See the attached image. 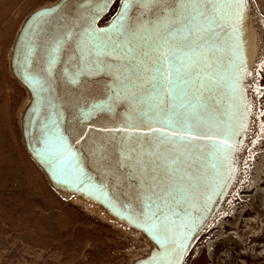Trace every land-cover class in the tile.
<instances>
[{"label": "water", "instance_id": "obj_1", "mask_svg": "<svg viewBox=\"0 0 264 264\" xmlns=\"http://www.w3.org/2000/svg\"><path fill=\"white\" fill-rule=\"evenodd\" d=\"M114 1L116 0H109L108 7L96 15L95 28L107 29L109 27L113 17L119 11L120 0H118L116 11L109 19L99 26L98 22L106 16ZM102 3L104 0H57L49 6L34 9L23 21L14 39L9 61L12 74L30 93V101L22 113L20 123L23 144L30 157L45 172L52 186L98 203L118 221L142 231L155 244L156 248L152 249L149 255L131 264H141V262L147 264L154 256L162 262L168 261L172 246H174L172 250L174 256L171 261H178V264H181L202 230L214 216L230 187L231 176L222 181V188L217 191L214 198L208 194L201 207H198L194 199V188L190 187L191 184L199 182L195 173L208 175L215 172L214 169L217 172V167H214L220 161L222 153L213 151L211 144L214 142L206 140L197 142L198 145L206 146L204 150L182 154L179 157L170 144L163 145L159 149L151 145L149 143L151 133L144 127L149 121L140 118V111L145 105L141 103L133 105V108L130 107L128 94L135 89L126 91L124 84L128 81L123 76L121 80L116 79L118 74L123 73L121 65L126 64L127 61L116 62L117 59L113 57H102L103 62L110 64L108 67L105 65L100 68L94 67L91 71L85 69L76 75L81 62L76 38H73L63 45L51 74L43 71L47 68L45 59L53 37L66 34L68 30L75 33L82 32L88 26L92 13ZM245 3L248 5L246 0ZM45 9H56V11L47 17L35 16L37 12ZM140 11L138 7L133 6L129 14L136 17L140 15ZM248 11V6H246L243 32L251 37V45L246 57L247 61L243 65L244 69L242 68L245 72L241 73L237 80L238 88L245 100L247 97L244 77L250 68L256 41L254 32L250 29ZM145 18L148 17L145 16ZM225 30L227 31V26ZM29 47L32 52L26 58ZM216 51L226 52L222 49ZM215 67L214 64V81L206 80L208 87L202 92L208 106L210 101L215 103L216 100L213 91L217 78ZM28 75L40 80L35 93L33 86L26 79ZM196 81L195 83L200 84L199 79ZM163 102V108L166 109L170 101L164 98ZM245 102V107H247L243 110L245 123L242 122L244 129L249 121L248 101ZM126 108H132V111L130 109L127 112ZM206 115L216 119L215 113L208 111ZM225 116L223 113L222 120L217 122L220 123L218 124L220 136L217 140L223 138L229 131V128L227 131L220 128L221 124L223 126L226 123L223 121ZM52 121L56 122L55 127L64 136L68 150L74 154V158L64 153L49 157L48 152L51 145H45L42 129L46 125L51 127ZM129 123L140 127L136 131L124 132L123 129L127 128ZM242 128L239 131L242 132L240 143L243 136ZM145 136L148 139H145ZM156 153L167 154V159H158ZM124 157H130V159ZM232 158L233 154L229 152V163ZM140 159L147 164L149 170L156 164L162 165L169 160L178 159L179 161L173 165L176 171L171 175L173 195L167 197V206L161 204V211L157 213L161 220V227L156 234L147 230L144 216L147 203L145 196L149 194L147 187L151 182L149 181L150 173L144 175L140 169L133 167V163ZM189 168L190 175L187 177ZM161 169L162 166L158 171ZM160 179L165 185L168 184L167 178L162 173ZM185 180L189 184H185ZM195 208L198 211L194 213V218L191 214ZM165 216L168 217L166 221ZM189 217L196 220L197 226L190 236L185 237ZM174 235L179 236L174 237ZM157 236L166 241L165 246H161ZM169 243L172 244L170 247ZM178 245L183 247L182 253Z\"/></svg>", "mask_w": 264, "mask_h": 264}, {"label": "snow or ice", "instance_id": "obj_2", "mask_svg": "<svg viewBox=\"0 0 264 264\" xmlns=\"http://www.w3.org/2000/svg\"><path fill=\"white\" fill-rule=\"evenodd\" d=\"M108 2L109 0H104V3L97 6L88 26L82 32L68 30L66 34L53 37L45 59L47 68L43 71L51 74L63 45L73 38H76L82 65H78L76 75L85 69L91 71L94 67H102V57L127 61L121 65L123 73L118 74L116 79L121 80L123 76L128 81L124 84L126 91L135 89L128 94L130 102L145 105L140 111V118L149 121L144 127L151 133V145L159 149L170 144L179 157L204 150L206 146L198 145L197 141H213V151L223 153V158L228 159V149L235 148V144H230V134L217 140L220 136L219 125L207 118L209 107L202 92L208 87L205 81L213 82L215 79V61L211 55L214 51L226 50L230 52L233 64H243L241 37L247 6L245 0H120L119 11L109 27L97 29L94 27L95 17L108 7ZM133 6L141 10L140 15L130 16ZM55 11L56 9H45L35 16L47 17ZM31 52L29 47L26 58ZM205 69L208 71H204ZM201 72L203 76L200 75ZM194 77L200 80L199 87L195 86ZM26 79L35 93L40 80L31 75L26 76ZM238 87L236 81L233 88L235 90ZM193 88L195 92L192 91ZM164 98L170 101L166 109L160 107ZM55 123L52 121L51 127L46 125L42 129L45 145H51L49 157L64 153L74 158ZM139 127L129 123L123 131H136ZM144 138L148 139L147 136ZM156 155L158 159H167V154ZM178 162V159L169 160L164 165L167 171L162 175L167 178V185L160 179L158 169L161 165L156 164L149 170L142 159L133 163V167L140 169L144 175L150 173L151 183L147 187L149 194L145 196L147 203L144 216L147 230L153 234L161 227V220L157 215L161 211V204L167 206V197L173 195L171 175L176 171L173 165ZM164 220H168V217L165 216ZM196 226V220L189 217L185 237L190 236ZM157 239L162 247L165 246L164 239L159 236ZM183 250L180 247L181 253ZM147 264H178V261L162 262L154 256Z\"/></svg>", "mask_w": 264, "mask_h": 264}, {"label": "rangeland", "instance_id": "obj_3", "mask_svg": "<svg viewBox=\"0 0 264 264\" xmlns=\"http://www.w3.org/2000/svg\"><path fill=\"white\" fill-rule=\"evenodd\" d=\"M55 1L0 0V264H131L147 248L145 239L102 213L62 197L50 186L22 141L20 115L29 96L9 70V53L25 17ZM252 1L256 17L252 15L264 43V0L263 7ZM259 49L249 90L261 140L246 150L248 156L242 166L249 171L252 155L257 163L264 157V45ZM249 178L248 172L221 215L195 241L183 264H264V194H260L264 176L258 188L248 185ZM257 216L262 226L253 234L245 222ZM205 242L210 261L203 252Z\"/></svg>", "mask_w": 264, "mask_h": 264}, {"label": "bare ground", "instance_id": "obj_4", "mask_svg": "<svg viewBox=\"0 0 264 264\" xmlns=\"http://www.w3.org/2000/svg\"><path fill=\"white\" fill-rule=\"evenodd\" d=\"M246 2L248 4L247 6L249 9L248 13H249L250 29L254 32L255 39H256L253 59H252L251 64H250V68L244 77L245 92H246V97H247L246 100L248 101L247 106L249 107V115H248L249 121L247 123L246 128L245 129H244V127L242 128V122H244V120H245V115H244L243 110H246V108H247V107H245L246 106V102H245L246 100L244 99V95L241 94V91L239 90V88H238V90L237 89L234 90V88H233V85L238 80L239 75L241 73L245 72V70H242V68H243V65L245 64V62L247 61L246 57L250 51L251 37L248 34H245L243 32L242 37H241V39L243 41V64L242 65L239 64L238 62L233 64L231 54L228 51H226V52H221V51L215 52L214 51L211 54L214 57L213 60L216 61V63H217V64L215 63V66H216L215 68L217 71V78H216V82L214 83L215 86L213 89L214 97L216 100H215V103L210 101L208 107H209L210 112L216 114V119H213L211 116L210 117L207 115L206 116H207V118L211 119L214 123H217L220 120H222L223 113H225L226 116H225V119H223V121H226V123L223 126L221 124L220 128H221V130L226 129V131L229 128V131L227 134H230V136H231L230 144H235V149L234 148L228 149V152H231L233 154V158H232L230 163L228 162V159L223 158V153L221 154L220 161H218L217 166L214 167V168L217 167L218 173L216 172V169H214L215 172L210 173L208 175H204V174L203 175L202 174L197 175V173H195V177L198 178V181L200 182V184H199V182H197L195 184H197L198 186H194L195 184L190 185L191 188H194V197H195L194 199H195L198 207H201L204 204V202L206 201V197H208V194H209V196H213V198H214L217 194V191H219L222 188V186H221L222 181H225L227 179V177H229V176L232 177L230 187L228 188L227 193L224 196L222 203L220 204L219 208L217 209V211L215 212V214L213 216L215 218L213 220H211L210 222H208L206 227L202 230V233H204L211 225L214 224V222L219 217V214L221 215L220 212L226 207V205H227L226 202H227L228 198L230 197V195L232 194V192L235 189L237 190V188H239L241 181L246 179L248 172L251 173V179L249 178L248 185L252 184V186L254 188L259 187L258 182L261 181L262 176H264V157H262L260 162L257 163L255 161L254 157H253V159H251V157L253 156L252 155L250 157V160H253V167L250 168L251 169L250 171H249L248 167L243 168V166H242V162L248 156V153L246 150L249 147V145L251 147L252 146L251 144H253L255 141L259 142L261 140V138L259 137L260 136L259 135L260 130H258V128L256 127V124L254 123V121H255L254 120L255 119L254 112L256 110V105L254 102V98L252 97V95L250 93L249 88H250V84H251L252 79H253L252 73H254V68L256 66V64H255V61L257 59L256 56H258L257 54L260 51L259 45L260 44L264 45L263 40L260 37L259 32L257 31L258 27H259V25H257L258 22L256 21V19L253 16V15H255V17H256V13L254 11L255 6L252 7V5H250V2H253V1L252 0H246ZM257 4L261 7H263L261 0H257ZM251 8H252V10H251ZM23 21H22V23H23ZM22 23H21V25H22ZM21 25H20V27H21ZM98 26H99V22H98ZM20 27H19V29H20ZM17 33H18V31H17ZM17 33H16V35H17ZM11 49H12V47H11ZM11 49H10V53H9V61H10ZM118 61L119 60H117L116 62H118ZM104 65L108 67L110 64L107 62H103V66ZM9 70H10V65H9ZM241 71H243V72H241ZM10 72H11V70H10ZM11 74H12V72H11ZM200 75H202V72L200 73ZM195 81H196V79H195ZM21 85L23 86V88L25 89L26 93L29 96V100L25 105V107H26L30 101V93H29L28 89H26V87L22 83H21ZM195 86L198 87L199 84L195 83ZM192 91L194 92L195 88H193ZM86 100H88V99H86ZM130 103H131L130 107L133 108L134 104L132 102H130ZM163 103L164 102H162L160 104V107H162V108L164 107ZM132 108H129V109L126 108V111L127 112L130 111V109L132 111ZM23 111H24V109H23ZM23 111H22V113H23ZM22 113L20 115V123H21ZM141 124H142V121H141ZM217 124H220V123H217ZM227 126H229V127H227ZM241 128L243 129L242 130L243 136L241 139L242 142L240 143L239 139L241 137L242 132H239V131ZM20 131H21V128H20ZM238 132H239V134H238ZM262 137H264V135H262ZM236 148H238V149L234 153ZM165 164L166 163H164V164L162 163V165H161L162 169L159 172L163 173L164 171H167V169L164 167ZM232 166H233V169H232ZM253 172L255 173L254 176H253ZM43 173H44L48 183L50 184V186L57 193H59L62 197L72 199V200L78 202L79 204H82L85 208H87L89 210L98 211L99 213H102L111 222L117 223L119 225L125 226L126 228H129L130 230H132L134 232L133 234L141 235L146 241V243L145 242L144 243L146 244L147 248H145L142 251V253L140 254V256L137 259L149 255V252L152 249L156 248L155 244L148 237H146V235H144V233H142V231L135 229L133 227H130V226L122 223L121 221H118L115 217L110 215L104 207H102L98 203L84 199L80 195L70 193L67 191H63V190H60V189L52 186L44 171H43ZM189 173H190V168L187 172V177H188V175H190ZM192 175H193V173H192ZM149 181H150V179H149ZM186 183L189 184V182H187L185 180V184ZM248 187H250V186H248ZM260 192H261L260 194H264L263 190H261ZM255 193H256L255 196H257V194H259L258 189H256ZM197 211L198 210L195 208L194 212L191 214V216H193L195 218L194 213L196 214ZM245 223H246V226H247L249 232H252L253 234H256L257 230L259 231V229L262 226L261 225L262 223L259 222L258 216L256 218H254V221L250 220V221H246ZM219 224H221V221L219 222ZM259 224H260V226H259ZM257 227H258V229L255 230ZM177 236H179V235H174V237H177ZM171 245L172 244L169 243V247ZM208 246H210V243H208ZM172 247H173L172 248V250H173L174 246H172ZM172 250L170 249L171 256H170V259L168 258V261L172 260V258L174 256V254H173L174 251H172ZM137 259H135V260H137ZM185 259L183 262H185ZM135 260H133V261H135ZM164 261H166V260H164ZM183 262L181 264H183Z\"/></svg>", "mask_w": 264, "mask_h": 264}, {"label": "flooded vegetation", "instance_id": "obj_5", "mask_svg": "<svg viewBox=\"0 0 264 264\" xmlns=\"http://www.w3.org/2000/svg\"><path fill=\"white\" fill-rule=\"evenodd\" d=\"M114 2H115V1H114ZM114 2H113V3H114ZM115 4H116V5H115V8L111 11V13L109 12L110 9H111V7H110V9L108 10L106 16H105L103 19L100 20V22H99L100 25L103 24V23H105V22H106V21H107L112 15H113V13L116 11V8H117V5H118V0H116V3H115ZM111 6H112V5H111ZM213 218H214V217H213ZM213 218H212L211 220H213ZM211 220H210V221H211ZM204 234H205V233H204ZM204 234L201 233L200 236H201V235H204ZM200 236H199V237H200ZM199 237H198V238H199ZM196 240H197V239H196ZM195 243H196V242H194L193 246L195 245ZM203 244H205V246H204V251H203V252L205 253L206 259L210 261L211 259H210V258L208 257V255H207L206 242L203 243ZM193 246H192L191 249L189 250V252H188L186 258L188 257V255L190 254L191 250L193 249ZM203 252H202V253H203ZM204 260H205V258H203V262H204ZM185 262H186V261H185ZM209 264H214V263L211 262V263H209Z\"/></svg>", "mask_w": 264, "mask_h": 264}]
</instances>
